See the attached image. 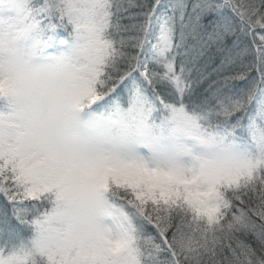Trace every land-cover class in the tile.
Segmentation results:
<instances>
[{
  "label": "snow or ice",
  "instance_id": "snow-or-ice-1",
  "mask_svg": "<svg viewBox=\"0 0 264 264\" xmlns=\"http://www.w3.org/2000/svg\"><path fill=\"white\" fill-rule=\"evenodd\" d=\"M0 264H264V0H0Z\"/></svg>",
  "mask_w": 264,
  "mask_h": 264
},
{
  "label": "trees",
  "instance_id": "trees-1",
  "mask_svg": "<svg viewBox=\"0 0 264 264\" xmlns=\"http://www.w3.org/2000/svg\"><path fill=\"white\" fill-rule=\"evenodd\" d=\"M218 62V61H217ZM208 72L211 73L212 72V65H209V68H208ZM210 82V81H209ZM237 83H239L237 81ZM204 87H207V83L204 85Z\"/></svg>",
  "mask_w": 264,
  "mask_h": 264
}]
</instances>
